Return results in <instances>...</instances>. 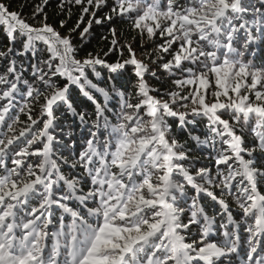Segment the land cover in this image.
<instances>
[{
  "label": "snow or ice",
  "instance_id": "1",
  "mask_svg": "<svg viewBox=\"0 0 264 264\" xmlns=\"http://www.w3.org/2000/svg\"><path fill=\"white\" fill-rule=\"evenodd\" d=\"M49 2L0 0V264H264V0Z\"/></svg>",
  "mask_w": 264,
  "mask_h": 264
},
{
  "label": "trees",
  "instance_id": "2",
  "mask_svg": "<svg viewBox=\"0 0 264 264\" xmlns=\"http://www.w3.org/2000/svg\"><path fill=\"white\" fill-rule=\"evenodd\" d=\"M5 2H9V0H5ZM41 0H12V9L13 11H18L20 10V6L26 5L24 7V15L25 16H29L31 14L32 11V6L34 4L40 3ZM58 3L59 0H50L48 7L46 8V11L48 12L50 19L51 20H59V19H66V15H62L59 13L58 10ZM77 14H78V8L73 7L72 9V19L68 22L67 26L65 29H62L61 31L64 32V34H67L68 29H70L71 27H74L76 19H77ZM104 30L103 29H97L96 32L94 33V36L98 37ZM77 40H79V37L77 35ZM105 46V42L101 41L99 39H92L91 42L89 44L85 45V50L86 51H93L94 49L100 48V47H104ZM84 52H81V55H83ZM23 119V117H22ZM242 236L244 235V233H241Z\"/></svg>",
  "mask_w": 264,
  "mask_h": 264
}]
</instances>
